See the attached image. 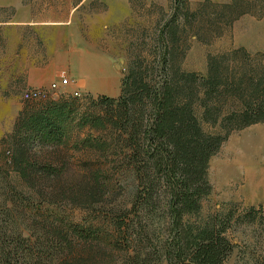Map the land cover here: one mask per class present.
<instances>
[{"label": "rangeland", "instance_id": "rangeland-1", "mask_svg": "<svg viewBox=\"0 0 264 264\" xmlns=\"http://www.w3.org/2000/svg\"><path fill=\"white\" fill-rule=\"evenodd\" d=\"M28 12L56 21L70 19L62 34L69 55L62 58L55 49L48 66L28 73V82L19 81L10 77L15 76L10 75L16 67L12 51L18 45L0 35V264H129L132 251L121 252L125 242L120 239L121 249L114 246L113 230L103 226L101 217L94 220L86 208L87 194L96 189L101 203L96 207L111 208L128 204L147 185L133 171L128 176L118 174L120 148L111 128L115 111L93 105L92 100L117 99L132 65L140 64L147 75L153 73L158 86L171 67L196 75L194 109L199 115L205 97L200 82L212 63L221 85L209 103L218 110L220 120L241 112L249 98L250 81L264 77V0H0V20L25 17ZM61 76L71 80L60 89L67 95L37 102L21 98V91L31 88V83L47 86ZM74 90L80 91V97L71 94ZM64 99L75 100L76 112L55 144L40 143L21 127L33 111ZM142 108L143 123L152 121L148 107ZM88 112L100 117L106 129L81 123ZM205 129L220 130L219 125ZM103 140L109 143L105 151L97 146ZM14 155L37 168L46 163L63 166V174L57 179L39 178L30 188L21 170L11 163ZM96 169L102 172L97 186L88 175ZM207 177L211 189L192 221L231 213L226 235L234 249L225 264L263 261L264 122L232 130L210 158ZM163 184L157 186L161 197L167 193ZM29 198L31 203L23 205ZM50 198L61 202L48 204ZM250 212L257 215L255 221L241 219ZM84 223L104 231L101 245L108 244L107 251H97L94 239L82 248L75 237L72 252L52 247L53 230L67 229L72 234L75 225Z\"/></svg>", "mask_w": 264, "mask_h": 264}, {"label": "trees", "instance_id": "trees-1", "mask_svg": "<svg viewBox=\"0 0 264 264\" xmlns=\"http://www.w3.org/2000/svg\"><path fill=\"white\" fill-rule=\"evenodd\" d=\"M139 65L130 68L117 99L104 96L97 101L92 100L91 104L115 111L111 128L118 135L117 147L120 148L117 154L118 174L128 176L133 171L147 187L128 204L124 202L111 208L104 204L96 207L101 205L97 202L99 192L92 188L87 194L89 204L86 208L94 215V220L101 217L103 226L114 231L109 232L114 246H118L120 239L125 242L122 249L118 246L121 252L132 251L129 264H225L234 249L226 235V225L230 224L233 215H215L196 221L192 218L201 211L202 198L211 189L207 177L210 158L232 130L264 122V77L250 81L244 110L220 120L218 110L208 100L219 92L221 85L219 73L212 63L200 82L205 97L201 101L199 115L194 109L195 84L198 82L194 73H179L168 67L164 81L158 86L153 73L147 75ZM145 105L152 121L144 124L142 107ZM75 112L74 99L50 101L24 119L21 127L40 143L55 144L66 132ZM79 121L92 127L99 124L106 129L101 118L92 117L89 112L84 113ZM217 125L219 131L205 129V126L215 128ZM108 144L103 140L97 146L105 151ZM144 145L147 147L141 150ZM11 163L21 170L30 188H34L40 179H57L64 171L63 166L51 163L37 168L34 163L17 155L13 156ZM88 175L94 179V185H99L101 171H89ZM161 183H165L163 186L167 192L162 197L157 191ZM58 202L61 200L50 198L48 204ZM23 203L29 205L30 198ZM256 218L257 215L250 212L241 219L251 222ZM260 222L264 226L263 215ZM71 232L67 229L53 230L50 234L52 247L62 253L72 252V241L77 239L84 248L87 241L94 239L97 251H107L108 244L101 245L104 235L101 228L84 223L75 225ZM96 248L90 247L92 252ZM8 255H12L11 250H8ZM257 264H264V260Z\"/></svg>", "mask_w": 264, "mask_h": 264}, {"label": "crops", "instance_id": "crops-1", "mask_svg": "<svg viewBox=\"0 0 264 264\" xmlns=\"http://www.w3.org/2000/svg\"><path fill=\"white\" fill-rule=\"evenodd\" d=\"M70 23V19L56 21L49 17L39 18L32 12L25 14V17L0 20V35L4 38L8 36L10 39H14L18 45L15 50H11L16 58V67L15 72L10 74L15 76L10 77L19 81H24L26 77L27 80L28 78L30 80L28 73L38 71L40 67L48 66L49 59L56 53L55 49H58V55L62 58L69 55L64 48L62 34L67 30ZM56 34L60 36L58 40ZM64 72L62 69L61 73ZM30 85L31 88L38 87L35 83Z\"/></svg>", "mask_w": 264, "mask_h": 264}, {"label": "built area", "instance_id": "built-area-1", "mask_svg": "<svg viewBox=\"0 0 264 264\" xmlns=\"http://www.w3.org/2000/svg\"><path fill=\"white\" fill-rule=\"evenodd\" d=\"M71 80L67 76H61L58 82H52L47 86L37 88H25L21 91V98L25 101H44L62 95H67L68 92L60 90L63 87L69 86ZM73 96L80 97V91L74 90L71 92Z\"/></svg>", "mask_w": 264, "mask_h": 264}]
</instances>
